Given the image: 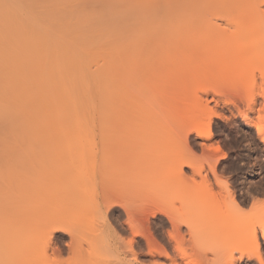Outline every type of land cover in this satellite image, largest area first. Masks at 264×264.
I'll use <instances>...</instances> for the list:
<instances>
[{
	"label": "rangeland",
	"instance_id": "rangeland-1",
	"mask_svg": "<svg viewBox=\"0 0 264 264\" xmlns=\"http://www.w3.org/2000/svg\"><path fill=\"white\" fill-rule=\"evenodd\" d=\"M210 1L211 3L213 2L212 4H215V6L217 3H219V1L222 3L221 0L219 1L215 0L217 1V3L213 0H210ZM224 1L221 4L222 7L225 5ZM234 1L236 2V0ZM257 1L247 0L246 2V0H243L241 2L244 3V6H242L241 3H239L241 4V6L237 3L238 5L235 4L236 6L235 9L233 8L234 6L231 5L232 3H230V2H233L232 0L225 1L227 2L228 6L229 5L231 6V8L230 7L222 8L218 6L219 4L217 5V8H214V5L213 7H211L212 4L209 7V3H208L209 9L207 10L206 9L207 4H205L207 2L205 1L204 3V0H203V3L205 5L202 3L200 4L204 5L205 9L201 8L203 7L201 5L197 7H200L202 10L204 9V11L200 12V9L198 8L199 9V11L197 10L198 14L196 12V14L192 15L190 17V20L191 21L193 20L192 23L198 26L195 28H199L200 25H203L202 27H204L203 29H198V31L195 30L194 35H196L197 32L202 34L201 36L198 35V37L196 35L195 40L199 39V41L201 42L200 39L202 38V36L207 35V37L210 36V38L212 39V42L210 41L209 38H206V39H209V41L207 40V43H204V44H202V42L200 43L203 47L199 43L198 44L201 47L199 45L197 47L196 46L192 47L197 43V41H195L196 43L192 41L194 42L193 43L194 45L192 44V42L187 43V45L190 44V46L189 45L187 46L186 44H184L182 47L180 46L179 49L177 45L176 46L177 50L180 51L179 52L180 55H177V56L178 57L182 56L179 59L176 57L175 51H173L175 49L174 46H173L174 49L170 51V49H168L169 48L168 44H165L164 42H163L164 44L159 43L161 40L157 44H156V41L153 42V39L155 40L160 39V38H155L158 36L155 35L154 37H152L153 39L151 38L152 35H149L150 37L145 36V38L152 39V42H150L151 40H148L146 43L147 45H145L143 44L146 42L144 38L145 41L142 40L144 42L142 43L139 42L141 43V45L143 44V48H141L142 50H140V48H139L140 51L138 49L135 50L137 51V53H135V51L133 50L135 53L134 57L131 56V54L127 55L130 57V59L128 57H125L126 60L128 59L131 60V58L133 60L135 59L137 60V61L135 60V62H131L133 66L131 69L133 70L129 68V71L127 70L128 72L125 70V72L127 73L122 72L123 73L122 74L120 72L122 75L126 76V78H130L131 83L128 80V84L129 83L130 85L132 84L131 87L129 85L128 88L129 89L131 88L130 90L131 94L129 96L131 97L132 99L131 101L133 103L132 104L133 106L132 107L130 106L133 110V113H132V116L130 114L125 113L127 117L128 115L131 116V118H127L130 121H128L127 119H124V117H126L125 115L124 117L123 116L118 117V115L115 114L114 112L120 111V110L118 109L117 105L115 106L111 105L112 107L113 106L117 107V109L114 107H113L114 108L113 110L111 109L114 113L113 115L114 116L116 115L118 118H123L124 121L126 120L128 124L131 123L130 126L126 125L125 123V126H126L125 129L123 128L124 124L122 128L119 127L118 124L116 123H119L120 125L123 123V121L118 120L119 121L118 122L116 120L117 118L114 119V116H113L112 121L113 122L114 120L117 121V122H114L115 126L116 125L117 126L115 127L113 125L114 126L113 128L110 125L113 128L112 133H110L111 131H109L108 134H106L108 130H111L109 128L107 130L108 125L106 124V127H104L106 128L104 131L105 135L103 131H101L103 135L98 134L99 124L97 123L98 121L96 120L95 122L91 123V126L89 127L90 131L88 130L85 131L86 128H84L85 132H83V130L81 131L83 132L81 133L82 135L85 134L84 136L76 132V135L78 134V136L76 137L74 131L77 129L75 128L74 131L72 130L71 132L65 131V132H62V134H60L59 132L60 136L63 135V137H60L61 140L60 138H58L59 137L58 132H55L57 131L56 128H54L53 130L51 128V130L53 131L52 133H55L56 135L49 133V131L51 130H48V133L52 134L54 138L49 135L47 136L48 133L47 134L45 133V135L47 136L46 138L51 137L50 140H52V143L49 139L44 140V141H47V143L50 141L51 144L50 143L49 144L51 145V147H48L50 148L49 150H47L46 149L47 147H46L44 148V150L36 151L37 149L40 150L39 148L41 147V145L39 142L35 140V142L37 143V147H34V149H36L34 150L35 154H33V152L32 154L31 152H29L31 150L27 149L26 147L27 145L23 147H26L24 149L28 152H26L22 148L21 149L23 150L24 153L22 152V150L21 151L19 150L20 154L19 152H16V150H15L16 153L13 150L9 153L7 152V154H9L8 156L10 157H11V153H14L12 154V156L13 155L15 156L18 155V157L20 156V158H17L18 160L17 159L13 160V158L11 157L12 159L11 164L8 159L9 164L8 166H6L7 168H4V165H6L4 164L6 159H3L0 157V160L1 159L3 161L5 160L4 162L2 160H1L2 162H0L1 164L2 163L4 164L2 165L3 168L0 170V264H121L122 262H124L125 259L127 260L128 258L129 260L131 259L130 262L148 264L150 261L149 260L150 256H148L149 254L146 253L147 252L146 240H144V237H142L141 235L144 232L145 234L148 233L150 236L153 235L152 236L153 238L156 237L154 240H156V242L160 244V245L158 244L159 246L161 247L165 246L164 248L168 250V251L166 250L167 252H170L172 259L175 260V263H178V262L181 263L184 257H186L185 258L186 260H183V262L188 261L187 257L190 255H191L190 257H192V253L195 252L196 249H197V252L195 255L193 253V256L198 260L199 262L198 264H228V263L229 264L231 263L232 264L233 263L234 264H246V263L254 264L255 263L254 258H251L250 260L248 258H245L244 255L243 256L240 255V252H242V250L245 249V240L247 243V240L249 239L247 235L244 237L245 231L244 233L242 232L243 229L241 227L243 226V224L241 222H242V218L246 215L245 214L243 216V213H246L245 210L248 209L247 206H249L248 202L245 201L246 200L245 198H247V195H248L247 186L249 185L246 182L248 180L249 175L255 176V179H253V182H252L253 184L256 183L258 185L260 182L264 184L262 182L264 181V144L263 143L261 144L259 138H257L254 128L253 127L251 128V126L247 127V125H244L245 122L243 120H240L241 113L239 111H242V112L247 111L249 115L251 113L250 116L252 117L254 121H260L262 124L264 123V99H263L264 98V94H263V91H264V77H263L264 75L263 74L264 73V68H263L264 51H263V44H262L264 40L262 39L263 41H260L262 37L264 38V36L262 37L260 36L261 38H258V35L264 34V32L262 33L264 29H262L261 31V27H260V26H264V18H263L264 17V11H263L264 10V2H263L264 0H261V1L257 0ZM237 6L240 8H238ZM139 8L141 9V7ZM224 8H226V10ZM255 8H256V11H255ZM258 8H261L262 10ZM206 10L207 12H205ZM209 10L211 11L209 12ZM214 24L216 25L211 27ZM216 27H218V29ZM241 27H244L245 30L244 28L242 29ZM239 31L241 33L245 31L249 33V35L250 33H252V31L253 33H255L256 31L257 35L251 34L253 35V37H255L254 40L250 39L251 37H249L248 35L247 36L248 38L246 41L244 40L246 39L245 38L246 34L244 35L243 33L239 35ZM257 31L259 32L257 33ZM214 35H217V36H214ZM213 37H214V40H213ZM230 37H233V38H230ZM148 42L150 43L148 44ZM151 43H154V45L153 44L151 45ZM238 43L239 45H237ZM139 46L137 45L136 47H139ZM236 49L237 51L241 50L240 53L241 54L243 53L242 57L243 55H247V56H244L246 57L245 59H247V61L243 59L244 61L243 60L242 61L244 62V64L241 61L242 64L245 65L244 67L243 66L241 67L240 63L233 62L236 59H238V57H240L238 56L239 51L237 53ZM198 50L200 51V53ZM133 51H132V55H133ZM139 52L141 53V55L139 54ZM193 52L194 54H192ZM185 53L186 54L188 53V54L186 55ZM197 53L198 55H196ZM194 55L203 57V59L207 60L208 64L206 68L192 69L190 67L191 69L189 68V70L191 72H188V71L186 72L185 70H188V68H185L184 73L182 71V69L184 68H182L181 71L177 70V69L180 70V68H177V67H176L177 69L175 68L177 64L180 65V62L182 64V61L185 58H188L187 56H189V59L190 57L191 59L192 58L198 59ZM141 56L143 57L142 62H140L142 60ZM232 56L233 58H231ZM248 56H250L251 58L250 57L248 58ZM139 57L141 60L139 59ZM173 57H176L177 59ZM257 57L259 58V60L257 59ZM224 58L226 61L224 60ZM162 59L164 60V62H162L163 61ZM189 59H186V60H189ZM193 59L192 61H195V59L194 60ZM249 59H252L253 62L248 63V62H251V60L249 61ZM158 60H159V63H158ZM231 60H232V63H231ZM238 60H236V62ZM217 61L219 62L217 63ZM229 61L232 66H234V64L235 65L237 64V66L235 67H238L239 65L238 74H240L241 77L245 76L241 79V77L238 75L237 80L236 78H233L236 80V82L234 80L235 83L232 81H231L232 83L231 82L228 83L229 80H227L225 76H223L222 78L224 69L227 68L228 65H230ZM133 63L136 64L137 66L134 65ZM215 63L219 65H216ZM246 63L249 64L250 67L248 65L246 67ZM224 64L227 65V67ZM161 66L164 68V70H162L163 68L161 69ZM214 67H217L219 69L217 68L214 69ZM245 67L246 69L248 67L250 68L248 69V71L250 72L249 74L247 73L248 76L246 72L244 73L245 75H243ZM156 69L157 71L159 70L161 72H157ZM120 73L117 72V76L119 74L120 77H123ZM170 73L172 75H170ZM217 74L218 76H220V78L217 76ZM120 77L118 79L121 80L122 78ZM231 79L232 78L230 76V80ZM123 80L124 79H122V81ZM176 83H178V85H176ZM123 84L126 85V82L125 83L123 82ZM230 85L233 88L232 91H231ZM176 86L178 88H175ZM124 87L127 88V86H124ZM247 87L248 89H251V91L248 90ZM179 88H181V90L187 91L185 94L186 95L185 97H188V98L184 99L187 105H191L194 103L193 102L190 104L191 100L196 99L195 102L198 101L197 106L196 105L195 106L196 108L198 107L202 108L201 111L200 109H198L201 113L205 114V116L203 117L204 114L202 115L200 113L202 118H205L206 120L208 118V120H210L208 130H202L200 126L194 125V122L190 121L189 119H183V120L181 119V121H179L180 119L179 120L176 119L177 121H175V119L171 118V116L170 117L169 115L167 116V113H164L165 104L173 100L169 96L171 95L173 96L174 93H177V90ZM172 89L174 90V93ZM123 91L122 92L125 93V96L128 95L127 93H130V91L129 92H125V90ZM236 93H239V96L244 95L242 96L243 98H241L243 100L242 103H241L242 100H240L239 97H237L238 99L236 100L235 95H238ZM247 94L248 95L250 94L251 96L250 95L247 96ZM121 96L119 97L120 100H121ZM123 97L124 96H122V98ZM250 97H252L251 100L253 102L252 101L251 102L253 104H251V102L249 103L250 100L248 101ZM116 98H118V92H117ZM126 98L129 99L127 96L125 97V99ZM162 98L164 99L165 103ZM169 98L170 100H168ZM235 100L239 101V104H237L238 102L236 103ZM114 101L115 100H113L112 104L116 103V102L114 103ZM174 101L176 102V100H173V102ZM234 101H235V104H232L234 103ZM118 102L120 101L117 100V104ZM173 102L171 101V103L169 102L170 104L169 103L168 104L175 105V103ZM248 103L251 106H249ZM199 104L201 105L203 104L202 105L203 107L200 106ZM169 105L168 107L166 106V108L167 110H169V113H170L171 107H169ZM248 106L254 109L253 112L252 111L248 112L249 110ZM237 108H239L240 110L238 109L239 111H237ZM144 109L145 111L148 110V113H146L145 111H142ZM229 110L231 112H229ZM108 111H107V113H109L108 115H111L112 111L110 112ZM134 112L136 115H134ZM257 112L259 113L257 114ZM225 116H229V117H225ZM104 120L105 122H107L109 119L107 120V118H104ZM45 122L48 123L49 121L46 120ZM45 122L42 123L41 126L43 124L46 125ZM51 122H56V121H50V124ZM102 122L105 124L104 121ZM113 122H110V123H113ZM39 123L38 125H40ZM83 123L84 122L82 121V124ZM38 129L42 130L40 126ZM80 129H82V127ZM100 129H103V128H100ZM119 129L121 130L120 133L117 131ZM122 130L124 131V133ZM34 132H41V131L39 130L37 131V129H35L34 131H32V133L35 134ZM43 132L44 131H42V133ZM63 133L66 135L64 136ZM30 134L26 132L24 136L25 135L28 136ZM24 136L22 135V137ZM37 136H39V133L37 134ZM28 137H31V136H28ZM36 137L34 139H37ZM55 137L57 139H55ZM250 137L251 139L253 138L254 140L253 139L248 140ZM18 138L19 137H17L16 139ZM118 138H119L120 143L118 142ZM130 138L132 139L130 140ZM2 140H7V139L4 138ZM19 140L20 139H18L17 142L20 143L21 141ZM99 140L101 141L102 144H105V143L108 144L107 142L109 141L112 144L114 142V144L113 145L109 144L108 147L105 145L102 146V144H99ZM23 141L24 143H26L25 141H27V139H24ZM102 141L105 143H103ZM251 141H252V144H251ZM69 142L70 144H72V145H69L71 147L72 146L74 147L77 145L78 146L74 148L67 146L70 148V149L68 148L69 151H67L68 149L66 148V145L69 144ZM180 142H182V144H180ZM24 143L22 142L20 145H23ZM36 143L31 142V144H36ZM117 144L118 145L122 144V145L119 147ZM100 145L102 147L105 146L106 148L112 147L110 148V150L109 149L105 150L106 152L105 154L111 155L110 157L112 158H110L109 156H105V157L102 156L104 152L102 153L101 150L104 148L99 147ZM17 146H18L17 148L20 147L19 144ZM33 146L35 145H32V147ZM12 147H10V145L8 146L9 149L10 148L12 149ZM87 147L89 148L88 150L89 151L91 150L90 152L93 153L92 154L88 152L89 154L88 156L90 157V154L94 156L93 162L91 161L92 157H90V161H91L90 163L87 162L88 161L87 160L88 157H86L87 153H85L83 149L81 150V148H85L84 150H86L87 152L88 151ZM1 148H2V145H1ZM5 148L3 149L6 150ZM127 148L130 153L126 151ZM78 149L81 151V153L80 151L78 152ZM99 149L101 150L99 151ZM123 149H126V150H123ZM113 150L118 151V152H114ZM252 150L254 151L252 152ZM72 151L73 153H75V155L72 153ZM82 151L84 152L86 156L83 155ZM125 151H126V154L128 153L129 155L128 154L124 155L125 158L124 160H122L123 158L122 154L125 153ZM69 152L70 154L68 155ZM112 152H114L115 155ZM1 153H3V151H1ZM65 153L67 154L65 155ZM116 153L121 156L117 155V157H115ZM131 153H134L135 155ZM137 154H138V157H137ZM130 155H132L133 157L132 156L130 157ZM1 156L3 157V155ZM5 156H7L6 153H5ZM107 157L109 158L106 159ZM64 158L68 160L64 161ZM125 160L127 163L125 162ZM137 160L138 162L140 160L139 165L141 168L139 167V165H137L138 164ZM60 161H62L63 164L64 162H66L64 164V167L62 166V164L60 165L57 164L58 162L62 163ZM122 161L124 162V164ZM259 161L261 162L259 163ZM28 162H31V163H28ZM53 162L56 163L58 167L53 166L54 164ZM90 164L92 167H90ZM258 164L260 166H258ZM37 165H39V167H41V170L43 171L40 172V170H38L39 167ZM134 165H136L138 169L136 168V166L133 167ZM24 166H27V167L24 168ZM35 167H36V170H35ZM116 173H119V175ZM24 174L25 175L27 174V176H29V179L31 177L33 178L29 180L27 177L28 180L24 178V181L23 180L20 181L21 178H19L20 182H18L17 177H21ZM31 174H33L34 176ZM260 176L262 177L261 179L259 178ZM109 177L110 178L112 177V179H110ZM120 178L123 180V181L121 180L120 182L122 184H120L118 181L120 185L115 186L114 184L115 181L120 180ZM112 181H114V183ZM124 182L125 183L127 182V183L125 184ZM143 185L148 186V190L151 188L152 190L151 189L150 190L152 191V193H156V192L160 193V196L157 195L159 196V198L157 199L155 198L154 200L150 198L149 200L152 202L156 201L153 204H156V206L160 208V210L164 211L163 213L156 211L157 214H155L156 213L155 212L154 217H153V213L151 212L147 216H143L144 213L145 214L148 213L147 212L148 210L145 211L146 205L148 204L149 206H152L151 205L152 202L148 203V200H144L143 199L144 197H142V199L144 200L142 201L143 204H146L145 207H143L144 205L142 204V202H139L138 200L136 201V199L132 198L133 197L132 195H134L135 197H138L137 194H134L133 192L132 193L129 192L130 194L129 193L127 194L126 193L127 191H125L126 187H129V186L130 188L131 187L133 188L136 186L138 190H141L140 187L144 188ZM182 185H188V186L190 185L192 190L195 189L193 190V194L195 196L192 194L194 196L193 199L190 198L187 200L185 198L186 200H183V199L176 200L175 198H170L169 195H167L168 192L171 191V193H173L174 191L173 189L181 187ZM124 191L126 194H124ZM153 191H156V192H153ZM246 191L247 193H245ZM261 191L260 192L263 194H255L257 199L252 198V202L253 203L254 201L256 202L259 197H260L259 200L260 201L262 200L261 201L262 204H260L261 202L259 204L263 208V211H262L263 217H261V221L264 222L263 220L264 218V192H263L264 188ZM76 193H78L77 196H75ZM66 195L69 196V198H67ZM243 195L244 197L245 196L246 197L244 198ZM199 196L201 198H199ZM63 197L67 199L65 198L63 199ZM77 197L79 198L81 202L80 203L79 200L77 201V203L75 202V204L80 205L77 210L79 213L76 212V209L73 212L67 213L65 211L66 206L68 204L70 205V202H72V204L75 205L72 200L76 198L75 199L76 201ZM121 198H124V199H121ZM126 198L128 199L132 198L130 199L132 203L130 200H127ZM232 198H235L238 201L237 207L234 206L236 204H232L233 203L231 202ZM195 199H197V201H195ZM111 200H113V202ZM109 201L112 202L113 204L110 203ZM124 201L126 202L124 203ZM203 201H205V204ZM194 203L196 205L197 203L200 205L202 203L204 204V207L207 206L208 203L211 204L209 205L210 207L208 206L209 213H206L207 216L200 209V211L203 213L202 214L203 218L201 219L199 216L200 218L199 220L197 216V223L194 220L193 224L196 223L200 225V222L204 223L205 220L210 219V221L208 220L209 223L214 220L215 221V222L213 221L214 224L212 225L213 222L210 224V227L215 229L214 230L210 228L211 231L214 230V232L209 231L211 232L209 233L210 236H206L209 234L205 233V231H204V234L206 235H204L202 231L199 233L201 229L197 227L199 231L194 230L195 227L193 226L192 227L193 229H191L195 231V236H192V239L195 240L193 241L190 239L191 235L189 234L190 235L189 236L187 232L189 230V227L188 229H186L185 228L186 225L180 224L179 226L181 230L178 228L179 231L178 230L175 231L172 228V230L174 232H177L179 236L178 238H176L178 239V242H175L177 240L172 241L175 238V236L173 237V239L172 238L169 239L170 237L169 234H172L173 231L167 232V230L171 229L169 226L171 223L167 220V217L164 215V213H168V212L171 213L170 215L167 214L168 218H170L171 215L172 216L174 215L175 218L178 217V222H179L180 220L179 217L182 218L184 216L185 218V216L189 217L190 214L193 215V210L195 209ZM245 203L247 205H245ZM130 204H132L131 206L132 210L131 208L128 210L126 207ZM140 204L142 206H140ZM208 207H205V209H208ZM79 208H81L82 210L84 209L85 210L80 212L81 209ZM123 208H125L126 211L127 210L132 211L133 214L132 212H128V213L124 212L125 209L123 210ZM198 210L199 208L194 210L195 213L193 215V218L195 214L198 213L197 212ZM249 210L250 209H248V211ZM191 211L192 213H190ZM127 214L129 215L131 214L134 217L135 223L132 222L133 221L132 218L129 217L130 220H132V221H129V223H132L133 227L135 226L133 228V233H132V229L131 230L129 229V225L126 226L128 223V218L126 217ZM150 215L151 217H149ZM145 217L147 221L144 219ZM189 218L191 219L192 217H189ZM163 219L165 220L164 221L165 223L161 222ZM135 230L137 232H134ZM179 232L181 236L179 235ZM196 232H198L199 234H196ZM175 234L176 233H174V235ZM258 234L256 235L257 238H255V240L256 241L261 240V241H258V243L261 242L259 245L258 243L256 244L258 247H260L261 252H259L260 249H257L256 245H255L256 250L254 248V251L261 253L262 255L260 256L263 257L262 259H264V231L262 232L263 234L262 237H260L261 233L259 231H258ZM167 235L169 237H167ZM251 242H254V241L251 240ZM194 245H196L195 251L192 250V248L193 249L195 248L193 247ZM247 247H250V246L247 245ZM250 250L253 251V248ZM131 252L133 254L136 253L135 257L137 260L135 259L133 261L134 259L132 257L133 254L130 257ZM125 255L127 258L125 257ZM201 255H203V257L204 255H206V258L208 256L207 260L206 259L202 260L203 258L202 259L200 258ZM239 256L241 258H239ZM192 258H190V260H192ZM118 259H120L119 262H118ZM164 260L166 262H164ZM174 260L173 261L168 260V257H166V259L165 258L160 259V261H163V263H166V264H174L172 263L174 262ZM195 263H197V261H195ZM256 263L258 262L256 261Z\"/></svg>",
	"mask_w": 264,
	"mask_h": 264
},
{
	"label": "bare ground",
	"instance_id": "bare-ground-1",
	"mask_svg": "<svg viewBox=\"0 0 264 264\" xmlns=\"http://www.w3.org/2000/svg\"><path fill=\"white\" fill-rule=\"evenodd\" d=\"M205 1L207 3H205ZM213 1H215V0H213ZM217 1H219V0H217ZM217 1H215V2L217 3ZM221 1L223 3L224 0H221ZM225 1H228V0H225ZM225 1H224L225 5L223 7H228V8L230 7L231 8V6L230 5L228 6L227 2H225ZM229 1H231V0H229ZM232 1L233 2H230V3H232L231 5L234 6L233 7L234 9L236 7L235 4H237V3L238 4L241 3L242 6H244V3L241 2L243 0H238V1L236 0V2L234 0H232ZM246 2H247V0H246ZM200 3L207 4L206 5L207 6L206 9L208 10L209 9L208 8V3H209V7H210L213 2L211 3L210 0L209 1L204 0V3H203V0H0V149H1V151H3V153H1V151H0V154L3 155V157L1 155H0V157L3 158V159H6V161L4 160L5 162L1 159L4 162V164H6V165H4L3 163L2 164L0 163L1 164L0 166L4 165V168H7L6 166H8V164H9L8 159H9L10 164H11L12 163L11 157L13 158V160H16L17 158H20V156L18 157V155H16V156L13 155L12 156V154H14V153H11V157L8 156L9 154H7V152L9 153L12 150L14 152H15V150H16V152H19V150L21 151L22 149L27 147L28 150H31V151H29V152H31V154H32V152H33V154H35L34 150H36V149H34V147H37V143L35 142V140L37 142H39L40 145H41V147L39 148L40 150L37 149L36 151L44 150V148H46V147H47L46 149L49 150L50 148H48V147H51L50 144L52 143V140H50L51 137H48V138H46V137L48 135L53 137L52 134H55V133H52L53 132L52 130L54 128H56L57 131H55V130L54 131L58 132V135H59V132H60V134H62V132H65V131L66 132H69V131L71 132L72 130L74 131V129L76 128L77 130H75L74 132H75V136L77 137L78 134L76 135V132L81 134V133H83V132H85L87 130L90 131L89 127L91 126V123L95 122L96 120L98 121L97 123L99 125H101V123L103 125L104 123L102 121L105 122V120H106V119L104 120V118H107V120L108 119L109 120L107 122H105L103 127H102V125L101 126L98 125V134H102L103 135V133H104V131L106 129V128H104V127H106V124L108 125L107 126V130H108V128L111 129V130H108V131L106 130L107 131L106 134H108L109 131H111L110 133H112L113 132L112 129L115 126L114 122H117L118 120L119 121H123V123L120 124V125H119V123H116V124H118L119 127L122 128V126L124 124L123 128L125 129L126 128L125 123H126V125L130 126L131 123L129 122L130 124H128L126 122V120L124 121V119L131 118L132 113H133V110L131 108L133 106L132 105L133 103L131 101L132 100L131 97L129 96L131 94V91H130L131 88L130 89L128 88L131 82H130V78H126V76L122 75L123 74L122 72H125V70L129 71V68L131 69L133 67L131 62H135L136 59L134 58L135 60H133L131 58V60H132L131 61V60H129L130 57L127 56V55L131 54V56L134 57V54L137 53V51H135V50H137V49L139 50V48H140V50H142L141 48H143V44L147 45L146 43H147L148 40H151L150 42H152V39H153L152 37H154L155 35L158 36V37H155V38H160V39H158V40L157 39L156 40L153 39V42L156 41V44H157L161 40L159 43L168 44L169 45L168 49H170V51L173 50L174 47H175V49L173 51H175V55H176V57L178 59L181 58L182 56H179V57L177 56V55H180V53H179L180 51L177 50V47L179 49L180 46L182 47L184 44L187 45V43H189V42L191 43L192 41H194V42L197 41V43L195 42L196 43L195 45L193 44L194 42H192V44L194 45L192 47H195V46L197 47L201 42H202V44L207 43V40L209 41V39L212 42V39L210 38V36L207 37V35L206 36L205 35L202 36V38L200 39L201 42L197 38H196L197 40H195V36L196 35H197V37H198V35H200V36L202 35L199 32H197L198 34L196 33V35H194L195 34V30L198 31V29H203L204 27H202L203 25H200L199 28H195V27H198V26H196L194 23H192L193 20L191 21L190 17L192 15L196 14L197 10L199 11V9H200V12L204 11V9H205L204 5L205 4L202 5ZM222 3L219 1V3H217L216 6H215V4H212L211 7H213V5H214V8H217L218 4H219L218 6L222 7V5H221ZM241 4H239V5L241 6ZM200 5L203 6V7H201V8H204L203 10L200 7H197V6H200ZM248 5H249V3H248ZM139 7H141V9ZM238 8H240V7H238ZM211 9H213V8H211ZM224 9L226 10V8H224ZM250 9H251V7H250ZM250 9H249V11H250ZM258 9L262 10L261 8H258ZM207 10L205 12H207ZM210 11L211 10H209V12ZM216 11H217V9H216ZM255 11H256V8H255ZM247 13H248V11H247ZM197 14H198V12H197ZM137 17H139L141 19V21ZM193 19H195V18H193ZM215 25L216 24L212 25L211 27H213ZM256 26H257V24H256ZM244 27H241V28L243 29ZM260 27H261V31H262V29H264V26H260ZM216 28L218 29V27H216ZM224 28H225V26H224ZM244 30H245V28H244ZM259 31H257V33ZM223 32H225V31H223ZM263 32H264V30L262 31V33ZM220 33H222V32H220ZM243 33H244V35L246 34L245 35L246 39H244V38L243 39L247 41V38H248L247 36L249 35V33L245 32V31ZM243 33H241L239 31V35H241ZM251 34L257 35L256 31H255V33H253V31H252V33H250V35H249V37H251L250 39L254 40L255 37H253V35H251ZM149 35H152L151 36L152 39L145 38V36H149ZM244 35H243V37H244ZM200 36H199V38H200ZM214 36H217V35H214ZM260 36L262 37V36H264V34L258 35V38H261ZM144 38H145L146 42L141 45V43L145 41ZM206 38H209V39H206ZM230 38H233V37H230ZM262 39L264 40V38L262 37L260 41H263ZM142 40H144V41H142ZM163 40H165L167 42H165ZM213 40H214V37H213ZM139 42H141V43H139ZM150 42H148V44ZM243 42H245V41H243ZM152 44L154 45V43H151V45ZM262 44H263V51H264V42ZM137 45L138 46L140 45L142 47H140V46L136 47ZM170 45H172V46H170ZM188 45L190 46V44H188ZM237 45H239V43ZM157 47H159V46H157ZM242 47H243V45H242ZM151 48H152V46H151ZM246 49H247V47H246ZM133 50L135 51V53H134ZM132 51H133V55H132ZM236 51H237V49H236ZM238 51L240 53L241 50H238ZM238 51H237V53H238ZM194 52L192 54H194ZM256 52H257V50H256ZM199 53H200V51H199ZM239 53H238V56H240V57H238V59H240V60L236 59L239 62L238 61L236 62V60L233 61V62L240 63L241 67L242 66L244 67L245 65H243L244 64L243 61L244 60L247 61V59H245L246 57H244V56H247V55H243V57H244L243 58L242 57L243 53L242 54L241 53L239 54ZM139 54L141 55L140 52H139ZM196 55H198V53ZM196 55H194V56L197 57L198 59L194 58L195 61H192L193 58L191 59V57H190V59H191L190 60L189 56H187L188 58H185L184 60L182 59L183 60L182 64L180 62V65L177 64L175 66V68L176 67L180 68V70L176 68L178 71H181V69L184 68V69H182L183 73L185 71L186 72L187 71L191 72L189 70L190 67L192 69H198V68H200V69L202 68L203 69V68H206V66L208 64L207 60L203 59V57L196 56ZM125 57H128L129 59L126 60ZM176 57H173V58L177 59ZM249 57L250 56H248V58ZM144 58H145V56H144ZM231 58H233V56ZM139 59H140V57H139ZM186 59H189V60H186ZM257 59L259 60L258 57H257ZM159 60H158V63H159ZM224 60H225V58H224ZM250 60H251V62H248V63H252L253 62L252 59H249V61ZM142 61H143V57H142V60L140 62H142ZM241 61L243 62V64H242ZM140 62H139V64H140ZM162 62H164V60ZM218 62L219 61H217V63ZM229 63H230V61H229ZM231 63H232V60H231ZM231 63H230V65H228V67H227V65L224 64L227 67L225 69L222 67L224 69V73L222 74V78H223V76H225L226 79L229 80L228 83L231 82V81L234 82L235 79H233V78H236V80H237L238 75L240 76V74H238L239 73L238 72L239 71L238 70L239 65H238V67H235V66H237V64L236 65L234 64V66H232ZM134 65H136V64H134ZM157 65H159V64H157ZM216 65H219V64H216ZM247 65L249 66V64L246 63V67H247ZM246 67H245V70L243 69L244 72L242 71L243 75H245L244 74L245 72H246V74L250 73L248 71V69H250L249 68L250 66L247 69H246ZM162 68L163 67L161 66V69ZM185 68H188V70H185ZM215 68H217V67H214V69ZM263 68H264V66H263ZM217 69H219V68H217ZM131 70H133V69H131ZM162 70H164V68ZM156 71H157V69H156ZM226 71H228V72H226ZM117 72L118 73L121 72L122 74L121 73L120 74L124 78L120 77L119 74L117 76ZM127 72H125V73H127ZM157 72H161V71L158 70ZM217 72H218V70H217ZM222 72H223V70H222ZM248 74H247V76H248ZM170 75H172V74L170 73ZM177 76H178V74H177ZM217 76H218V74H217ZM230 76L232 78L231 80H230ZM119 77L124 79V80L122 81V79L121 80L118 79ZM218 77L220 78V76H218ZM243 77H245V76H242L241 79ZM263 77H264V75H263ZM125 78H126V80H125ZM128 80L130 82L129 84H128ZM236 80H235V82H236ZM123 82L124 83L126 82V85H124ZM122 84L124 86H127L128 89L125 88ZM131 85H130V87H131ZM176 85H178V83H176ZM231 85H230V87H231ZM175 88H178V87L176 86ZM260 88H262V87H260ZM121 89H122V91L125 90V92H129L130 91V93H127L128 95H126L128 98L130 97L129 99H127V98L125 99V97H126L125 93H123L124 91L122 92ZM183 89H184V87H183ZM186 89H187V87H186ZM232 89L233 88L231 87V91H232ZM247 89H248V87H247ZM228 90H230V89H228ZM248 90L251 91V89H248ZM144 91H146V90H144ZM172 91L174 93L173 89H172ZM261 91H263V90H261ZM117 92H118V98H116ZM186 92L187 91L181 90V88H179L177 90V93H174L173 96L172 95L169 96V97H171V99L176 100V102L175 101L173 102V100H171L173 103H175V105L173 104L174 106L173 105H169L171 103V101H169L170 103L167 102L165 104V107H164L165 108L164 109V111H165L164 113H167V116L168 115H169V117L171 116V118L175 119V121H177L176 119H178V120L180 119L179 121H181V119L182 120L183 119H189L190 121L194 122V125L200 126L202 130H208L209 129V123H210L209 121L210 120H208V118H207V120L205 118H202L201 114L203 115L204 113L200 112L202 110V108H199V107L196 108V106L198 104V101L195 102L196 99L195 100H191L190 104L194 102L191 105H187L185 103L186 101L184 99L188 98V97H185L186 96L185 95ZM141 93H142V91H141ZM120 94L121 95L124 94V95H122L124 97L122 98V96ZM236 94H238V95L234 94L236 100L238 99L237 97H239L240 100H242L241 98H243L242 96H244V95L239 96V93H236ZM263 94H264V91H263ZM119 95L121 96V100L119 98L120 97ZM249 95L247 94V96H249ZM252 96H253V94H252ZM251 98L252 97H250L248 99V101L250 100L249 103L252 101ZM123 99H124V101H123ZM113 100H115L114 101V103L116 102L115 104H112ZM117 100H119L121 102V103L118 102L119 105L117 104ZM128 100H130V101H128ZM168 100H170V98ZM163 101H164V99H163ZM235 101L232 104H235ZM242 102H243V100L241 101V103ZM252 102H251V104H253ZM164 103H165V101H164ZM236 103L239 104V101H236ZM249 103H248V105H249ZM167 104L169 105V107H171V109L169 108L171 110L170 113H169V110H167V108H166V106L168 107ZM111 105H114V106L117 105L118 109L120 110V111H115L117 109V107L113 106L114 108H116L114 110L115 111L114 113L117 114L118 117L119 116H121V117L123 116L124 117L125 113L126 114H130L131 116L128 115V117H127L125 115L126 117H124V119L123 118H118L116 115L114 116L113 115L114 113L112 111L114 108ZM199 105L202 106L203 104L202 105L199 104ZM249 106H251V105H249ZM249 106H248V108H249L248 112L249 111L253 112L254 109H252ZM120 107H121V109H120ZM122 107H123V109H122ZM244 108H245V106H244ZM258 108H259V106H258ZM146 109H148V108H146ZM198 109H200V111ZM238 109L239 108H237V111L240 110V109L239 110ZM107 111L108 112L112 111L111 115H108L109 113H107ZM129 111H130V113H129ZM134 111H135V109H134ZM142 111H145V109L142 110ZM105 112H106L107 115L105 114ZM145 112L148 113V110H146ZM229 112H231V111L229 110ZM239 112L241 113L240 114V118H241L240 120H243L245 122L244 125H247V127L248 126H251V128L253 127L255 132H256L257 138H259L261 144L262 143L264 144V123L262 124L260 121H254L252 119V117L250 116L251 113L249 115L247 113V111L246 112L244 111L245 113L242 112V111H239ZM259 112H257V114ZM171 113H172V115H171ZM134 115H136L135 112H134ZM233 115H235V114H233ZM108 116H109V118H108ZM113 116H114V119L117 118L116 119L117 121H115V120H114V122L112 121ZM204 116H205V114L203 115V117ZM229 116H225V117H229ZM43 120H45V121L47 120L49 122L47 123V122H45ZM50 121H56L58 123L51 122V124H50ZM80 121H81V123H80ZM82 121L84 122L83 124H82ZM128 121H130V120H128ZM44 122L46 123V125L43 124L41 126V124L44 123ZM110 122H113V123H110ZM38 123L40 125H38ZM182 123H184V122H182ZM48 124H50V125H48ZM184 124H186V123H184ZM39 126H40V128L42 130L38 129ZM80 126L82 127V129H80L81 128ZM203 127H204V129H203ZM51 128H52V130H51ZM84 128H86L85 131H84ZM100 128H103V129H100ZM117 128H115V129H117ZM35 129H37V131L39 130L41 132H34L35 134H33L32 131H34ZM115 129H114V131H115ZM48 130H51V131H49V133H52V134H49ZM82 130H83V132H81ZM42 131H44L43 132L44 134L42 133ZM101 131H103V133H101ZM117 131L120 133L121 130L119 129ZM198 131H200V130H198ZM24 132L25 133L28 132V134L32 133L33 135L32 134L28 135V136H31V137H28L27 135H25V136L28 137L27 138V137L24 136V134H25ZM36 133L37 134L39 133V136H37ZM45 133L46 134L48 133L47 136L45 135ZM123 133H124V131H123ZM40 134H42V135H40ZM86 134H87V132H86ZM88 134H89V132H88ZM22 135L25 138L22 137ZM65 135L66 134H64V136ZM84 135L85 134H83L82 136H84ZM104 135H105V133H104ZM32 136H34V137H32ZM41 136H42V138H41ZM17 137H19L18 139H20L19 140V141H21L20 143L17 142V140H18V139H16ZM35 137L37 139H34ZM60 137H63V135L62 136L59 135L58 138H60ZM251 137L249 139L248 138L247 139L250 140ZM4 138L7 139V140H2ZM22 139L23 140L27 139V141H25L26 143H24V141ZM28 139H30L31 141L28 140ZM47 139H49L51 141V143H50V141L48 143H47V141H44V140H47ZM55 139H57V138L55 137ZM131 139L132 138H130V140ZM135 139H137V138H135ZM60 140H61V138H60ZM22 142L24 144L20 145ZM31 142L32 143L34 142L36 144H31ZM118 142H119V138H118ZM17 143L20 146L19 148H17L18 147ZM103 143H105V142H103ZM107 143L108 144H106V143L102 144L101 141L99 140V144H102V146L105 145V146L108 147L109 144H112V143H110V141L107 142ZM113 144H114V142H113ZM122 144H120V145L117 144V145L120 147ZM180 144H182V142H180ZM251 144H252V141H251ZM1 145H2V148H1ZM9 145H10V147L13 146L12 149L8 148ZM25 145H27V146L23 147ZM32 145H35V146L32 147ZM69 145H72V144H70V142H69V144L66 145L67 149L69 147H71ZM67 146H69V147H67ZM77 146H74V147H77ZM102 146L101 145L99 146L101 148H104L102 150L99 149V151L101 150L102 153L104 152V154L101 153L102 156H104V157L105 156H109L110 157L111 155H109V154L106 155L105 154L106 153L105 150L106 149L110 150V148H112V147L106 148L105 146L104 147H102ZM5 147H7V148H5ZM74 147L72 146L71 148H74ZM83 147H85V146H83ZM3 148H5L6 150H4ZM29 148H31V149H29ZM115 148H116V146H115ZM115 148H114V150H115ZM7 149H9V150H7ZM69 149L67 151H69ZM82 149H83V151L85 153H87V156H86L84 154V152L82 151L83 155L88 157L87 158V160H88L87 162H89V163L91 161L93 162L94 161L93 160L94 156H92L90 154V157H92L91 161H90V157L88 156L89 155L88 152H90L91 150L89 151L88 147H87V150H88L87 152H86V150H84L85 148H81V150ZM123 150H126V149H123ZM79 151L80 150L78 149V152ZM126 151H128V148H127ZM126 151H125V153L122 152L123 153L122 154V157H123L122 160H124V158H125L124 155H127L128 153H130L128 151V153L126 154ZM253 151L254 150H252V152ZM22 152H23V150H22ZM26 152H28V151H26ZM114 152H118V151H114ZM114 152H112V153H114ZM5 153H6L7 156H5ZM72 153H73V151H72ZM80 153H81V151H80ZM90 153H92V152H90ZM119 153H120V151H119ZM19 154H20V152H19ZM66 154L67 153H65V155ZM69 154H70V152L68 153V155ZM73 154L75 155V153H73ZM131 154H134V153H131ZM114 155H115V153H114ZM117 155L118 154L116 153L115 157H117ZM30 156H32V155H30ZM35 156H37V155H35ZM118 156H121V155H118ZM131 156L132 155H130V157ZM109 157H107L106 159H108ZM137 157H138V154H137ZM110 158H112V157H110ZM1 160H0V162H2ZM29 160H30V158H29ZM65 160H68V159L64 158V161ZM103 160H104V158H103ZM60 162H62V161H60ZM125 162H126V160H125ZM130 162H131V160H130ZM139 162H140V160H139ZM139 162L137 160V163H138L137 165H139ZM260 162L261 161H259V163ZM28 163H31V162H28ZM65 163L66 162H64V164ZM128 163H129V161H128ZM253 163H255V162H253ZM54 164H53V166H55V167H58L57 164L58 165L62 164V166L64 167L63 162L62 163L58 162L57 164L56 163H54ZM123 164H124V162H123ZM252 165H254V164H252ZM37 166L39 167V165H37ZM48 166H50V165H48ZM135 166L136 165H134L133 167H135ZM258 166H260V165L258 164ZM25 167H27V166H24V168ZM90 167H92L91 164H90ZM139 167H140V165H139ZM2 168H3V166L0 167V170ZM136 168H137V166H136ZM35 170H36V167H35ZM38 170H40V172L43 171V170H41V167H39ZM125 172H127V171H125ZM127 173H129V172H127ZM256 173H258V172H256ZM33 174H34V172H33ZM33 174H31V175H33ZM116 174L119 175V173H116ZM22 176L21 177H17L18 178L17 179L18 182H20L22 180L24 181V178L26 180L29 179V176H27V174L26 175L24 174ZM27 177H28V179H27ZM19 178H21V180ZM31 178H33V177H31ZM31 178L29 180H31ZM259 178L261 179L262 177L260 176ZM110 179H112V177ZM253 179H255V176L249 175L248 180L246 182L249 185V186H247L248 187V190H247L248 191V195L246 194L247 198H245L246 196L244 197V195H243V197L246 200L244 198L243 199L246 202H248L249 206H247V208L250 209V210L249 211H248V209L245 210L246 213H243V216L245 214L246 215L242 218V222H241L243 224V226H244V228H243V226L241 227L243 229L242 232L244 233V231H245L244 237L247 235V237L250 240L248 239L247 243H246V240H245V249H243L242 252H240V255H242V256L244 255L245 258H248L250 260H251V258H254L259 264H264V259H262L263 257L260 256L262 254L254 251V248L256 250L255 245L258 243V241H261V240H258V241L255 240V238H257L256 235L258 234V231H259L261 233L260 237H262V235H263L262 232L264 231V224H262L264 222L261 221V217H263L262 216L263 208H262V206H260V204H262V202H261L262 200L260 201L259 200L260 197L258 196L259 197L258 200L256 202L253 200L254 203L252 202V198L253 199H255V198L257 199L255 194H263V193H261L262 192L261 190L264 188V184H262L260 181L259 182L261 184L259 183L257 185L255 182H254L255 184H253L252 183ZM121 180L122 179L120 178V180L115 181V183H114V181H112V182L116 186V185L122 184V183H120ZM118 181H119L120 184L118 183ZM109 182H111V181H109ZM262 182L264 183V181H262ZM252 184H253V186H252ZM123 186H124V184H123ZM143 187L144 188L140 187L141 190H138L136 186L133 187L134 189L132 187L130 188V186H129V187H126L127 190L125 189V191H127L126 192L127 194L129 192L130 193L133 192L134 194H137L138 197H135L134 195H132L133 196L132 198L136 199V201L138 200L139 202H142L144 200H148V203H149V202H152V201L149 200L150 198L152 200H154L155 198L156 199L159 198L160 193H158L156 191H153V192H156L158 194L152 193V191H151L152 189L150 187L149 188L151 190L150 189L148 190V186H144L143 185ZM135 188H136V190H135ZM173 190H172L173 193L175 192L174 194L171 193V191H170V192L167 193V195H169L170 198H175L176 200L177 199H183V200L187 199L188 200L190 198L193 199L194 196H195L193 194V190H195V189L192 190L190 185L189 186L188 185H182L181 187L175 188ZM125 191H124V194H126ZM247 191L245 193H247ZM77 195H78V193H76L75 196H77ZM139 195H140V197H139ZM153 195H155V196H153ZM157 195H159V196H157ZM171 195H172V197H171ZM254 195H255V197H254ZM66 197L69 198V196H67V195H66ZM142 197H144L143 198L144 200L142 199ZM64 198L65 197H63V199ZM67 198H65V199H67ZM132 198H129V199L126 198V199L130 200ZM199 198H201V197L199 196ZM75 199L76 198H74L72 200L74 204H75V202L77 203L79 198L77 197L76 201H75ZM121 199H124V198H121ZM111 201L113 202V200H111ZM195 201H197V199H195ZM79 202H80V200H79ZM112 202H110V203H112ZM125 202L126 201H124V203ZM155 202H152V204H151L152 206H149L148 204L147 205L143 204V202H142V204L144 205L143 207H145V205H146V207H145L146 209L144 208L145 211L148 210L147 211L148 213L147 212H146L147 214L144 213L143 216H147L151 212V213H153V217H154L155 216L154 213L156 211H158L160 213L164 212V211L160 210V208H158L156 206V204H153ZM203 202L205 204V201H203ZM231 202H233L232 204H236L234 206L237 207L238 201L235 198H232ZM249 202H250V204H249ZM131 203H132V201H131ZM136 203H138V202H136ZM198 203H197V205L194 203V208H195L194 210L199 208V210L197 212L200 215L197 213L198 215L195 214V216L193 218V215L195 213L193 209H192L193 210V215L190 214V213H192V211L189 213L191 215V216L189 215V217H192L193 219L192 218L190 219L187 216H185V218L187 217L185 219L184 216H183L182 218L179 217L180 220L178 222V217L175 218V216L173 215L174 216V218H173V216L171 215V217L168 218L167 214L170 215L171 213H169V212L168 213H164V215L167 217V220L172 224V226H171V224L169 225L171 229L167 230V232L168 231L172 232L173 231L172 228L175 231L176 230L179 231V229H180L179 225L180 224L186 225V227H185L186 229H188V227H189V230L187 232H188V235L189 234L191 235V237H190L191 240H193L192 236H195V231L191 230V229H193L192 228L193 226L195 227L194 230L199 231V229L197 227H199L201 229L199 231V233L201 231H202L203 234H204V231L207 234H209L211 232H214L215 229L210 227V224L214 220L209 223L210 219H208L209 221L205 220L204 223H201L199 221L200 225L196 224L197 223V216H198L199 220H200V218L202 219L203 218L202 214L204 213L206 215V213H209V211H208L209 207H210L209 205H211V204L208 203L207 206H205V207H208V206L209 207H208V209H205L204 204L201 203V205H200ZM76 205L77 204L73 205L72 202H70V205L68 204L66 206L65 211L67 213H70V212L75 211V209H76V212H78L77 210H78V207L80 205L79 204L77 206ZM245 205H247V204L245 203ZM131 206H132V204H130V205L126 206V207L129 210L131 208ZM140 206H142V205L140 204ZM153 206H154V208H153ZM197 206H198V208H197ZM240 206H242V205H240ZM147 207H148V209H147ZM79 209H81V208H79ZM124 209L125 208H123V210ZM200 209L202 210L203 213L200 211ZM84 210L81 209L80 212H82ZM128 210L126 211V209H125L124 212H127V213L128 212H132V211H128ZM131 210H132V208H131ZM204 211H206V212H204ZM132 214H133V212H132ZM155 214H157V212ZM128 215L129 214H127V216L125 215L128 218V223H129V221H132V220H133L132 222H134L133 215H131V214L129 216ZM199 216H200V218H199ZM129 217H131L132 220H130ZM149 217H151V215ZM144 219L147 221L146 217ZM194 220L196 221V223L193 224ZM263 220H264V218H263ZM164 221L165 220L163 219L161 222H164ZM214 222L212 223V225L214 224ZM128 223H127L126 226L129 225V229L130 230L132 229V233H133V228L135 226L133 227L132 223H129V224ZM210 228L214 229V230L211 231ZM209 231H211V232H209ZM134 232H137V231L135 230ZM180 232H179V235H180ZM174 233H176V234L174 235ZM199 233L196 232V234H199ZM141 235H142V237H144V240H146V244H147L146 245L147 252L146 251L145 252L149 254V255L147 254L148 256H150L149 257L150 261H149L148 264H166V263H163V261H160L161 258L162 259L163 258L166 259V257H168V260H171V261L174 260V259H172L171 255H170V252H167L168 250L164 248L165 246H162V247L159 246L160 244L157 243L156 240H154L156 237L153 238L152 237L153 235L150 236L148 233L145 234V232L142 233ZM204 235H206V234H204ZM169 236L167 235V237H169V239L170 238L173 239V237L175 236V238L172 241L177 240L175 242H178V239H176V238L179 237L177 232L173 231V233L169 234ZM206 236H210V234L206 235ZM181 238H183V237H181ZM191 240H190V242H191ZM251 240H253L254 242H251ZM193 241H195V240H193ZM248 241H250V242H248ZM248 243H250V244H248ZM260 243H258V245ZM247 245L250 246V247H247ZM195 246L196 245H194L193 247H195ZM251 247L253 248V251L250 250V249H252ZM195 249H196V247L194 249L192 248L193 251H195ZM257 249H260V247L257 246ZM138 251H139V249H138ZM257 251H259V250H257ZM196 252H197V249H196L195 252H193L194 255L196 254ZM259 252H261V249H260ZM146 253H144V254H146ZM193 253H192V257L193 258L190 257L191 255L187 257L188 261H184L183 262V260H186L185 259L186 257H184V259L182 260L181 263L180 262L175 263V260L172 263H174V264H198L199 262L193 256ZM132 254L133 253L131 252V255L130 254H128V255H130V257H131ZM135 255H136V253L133 254V256H132L134 258V259L132 258L133 261L136 259ZM169 255H170L171 258L169 257ZM206 255H204V257H203V255H201L202 257L200 256V258L201 259L203 258L202 260H204V259L207 260L208 256L206 258ZM125 257H126V255H125ZM190 258H192V260H190ZM239 258H241V257L239 256ZM119 260L120 259H118V262H119ZM125 260H124V262H122L123 264H141V263H137V262H130L131 259L129 260V258L126 260V262H125ZM255 260H254V262L256 263ZM195 261H197V263H195ZM164 262H166V261L164 260ZM258 263H256V264H258Z\"/></svg>",
	"mask_w": 264,
	"mask_h": 264
}]
</instances>
